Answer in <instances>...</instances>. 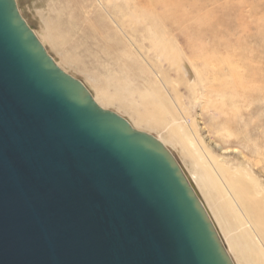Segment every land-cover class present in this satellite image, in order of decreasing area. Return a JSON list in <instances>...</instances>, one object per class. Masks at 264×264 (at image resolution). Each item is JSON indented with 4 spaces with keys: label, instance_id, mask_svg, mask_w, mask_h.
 I'll return each mask as SVG.
<instances>
[{
    "label": "water",
    "instance_id": "95a60500",
    "mask_svg": "<svg viewBox=\"0 0 264 264\" xmlns=\"http://www.w3.org/2000/svg\"><path fill=\"white\" fill-rule=\"evenodd\" d=\"M0 264H235L166 145L101 107L0 0Z\"/></svg>",
    "mask_w": 264,
    "mask_h": 264
},
{
    "label": "rangeland",
    "instance_id": "374dc122",
    "mask_svg": "<svg viewBox=\"0 0 264 264\" xmlns=\"http://www.w3.org/2000/svg\"><path fill=\"white\" fill-rule=\"evenodd\" d=\"M16 1L58 66L91 93L95 94L93 83L100 85V77H105L110 93L127 95L128 89L117 90L119 78L125 84L131 82L133 98L140 100L138 88H143L147 79L158 75L167 78L168 87L174 86L172 98L178 108L182 106L190 125L194 118L200 141L233 165L252 163L251 174L264 188V0H126V6L120 9L115 2L108 4L110 18L98 0ZM124 15L127 22L120 24ZM147 27L156 40L170 41L176 50L175 63L152 49L144 31ZM105 107L130 119L116 105ZM141 130L150 132L171 150L198 197L204 199L192 179L191 161L180 145L165 140L160 131ZM222 131L228 132L226 136ZM224 245L228 247L226 242Z\"/></svg>",
    "mask_w": 264,
    "mask_h": 264
},
{
    "label": "bare ground",
    "instance_id": "6f19581e",
    "mask_svg": "<svg viewBox=\"0 0 264 264\" xmlns=\"http://www.w3.org/2000/svg\"><path fill=\"white\" fill-rule=\"evenodd\" d=\"M98 2L100 3L101 9L107 14L108 18L111 17L107 9L109 3L115 2V6L119 9L124 8L127 4L126 0H98ZM88 12L92 13L91 10H88ZM87 17L89 18L90 16L88 15ZM114 22L116 23V20H111V23ZM119 22L120 24L127 22L125 15L123 16V18H120ZM50 31L55 36L54 31L51 29ZM144 31L146 32L147 37H150L149 40L152 44V49L155 50L156 53L159 52L158 54L160 55V57H164L166 60L168 59L171 64L175 63L176 50L170 44V41L164 42L162 38L156 40L155 38H153L151 34L152 31L148 27L144 29ZM209 32H213V34L215 35L218 34L217 30H211ZM209 32L207 33L209 34ZM37 37L40 40L38 35ZM40 42L42 43L41 40ZM97 70L98 67L95 66L93 71L96 72ZM109 71L110 76H114V70L112 66ZM109 71L107 69H104L105 73H109ZM117 79L119 80V82L121 81V84L119 85L120 89L117 88L118 92L121 91V89L123 91L125 89H128L129 92H126L127 95L123 94L124 96H122L119 93V95L117 93H110L108 78L100 77V80L102 82V84L100 85H96L93 83V81L90 80L95 87V94L93 92H90L94 100L105 109H107L105 106L116 105L118 109L123 110L129 115L130 119L126 117L124 118H126L130 122L134 129L138 131H142L141 129H150L149 131L157 130L163 133L162 136L165 140L178 143L184 156L191 161L190 171L192 173V179L196 181L197 186L200 189L199 191H201L202 197L204 199H202L201 197L199 198L206 208V211L211 218L214 226L216 227L220 238L222 237V242H226L228 247H226L225 245L224 246L225 248H227V251L234 263L264 264V188L251 174L250 165L253 164L249 163V161H247L246 163L245 161H241L237 163V165H233V163L229 162V160L217 157L210 149V147L205 146L203 142H201L202 140L200 141L199 137H197V134L194 131V118H190L192 120V124L190 125L188 122L189 118L186 117L185 113L183 114L181 108L182 106L178 108L177 102L173 100L172 91H174V86H171V88L168 87V80H166L167 78H163L158 75L157 78L147 79L144 83V87L138 88V90H140L138 91L140 100H136L133 98L131 82L125 84L123 82V79ZM87 89L90 88L87 87ZM133 93L136 94L135 92ZM188 93L190 95V92ZM174 96L177 97L176 94H174ZM181 97L183 96L181 95ZM234 99L236 100V98ZM210 106L211 105H209V107ZM177 111H180V113L178 114ZM223 113H225V111ZM232 130L231 133L233 132L232 134L234 135V131ZM225 131L227 130L225 129ZM226 133L224 134L225 136ZM231 133L229 132V134ZM238 135L240 136V134ZM238 135L236 137H238ZM227 138L229 137L227 136ZM226 143L228 144V142ZM250 152H252V149ZM245 157H247V155ZM245 164L248 165L244 166ZM187 178L191 183V179L189 177ZM193 188L195 189L194 186Z\"/></svg>",
    "mask_w": 264,
    "mask_h": 264
}]
</instances>
